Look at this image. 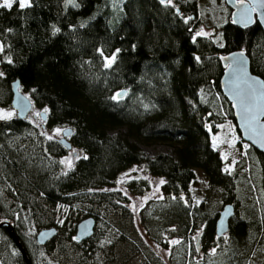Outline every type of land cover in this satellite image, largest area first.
Here are the masks:
<instances>
[{"label":"trees","instance_id":"16d2710c","mask_svg":"<svg viewBox=\"0 0 264 264\" xmlns=\"http://www.w3.org/2000/svg\"><path fill=\"white\" fill-rule=\"evenodd\" d=\"M30 5L0 7V106L10 105L11 84L18 80L34 109H47L46 125L71 128L72 147L82 152L64 173L61 161L67 149L61 144L24 146L34 130L28 117L0 120V183L11 201L7 209L0 200V221L13 225L32 264L48 261V243L38 245L33 235L45 224L40 216L44 203L54 208L94 193L120 204L122 193L108 189L132 165L163 179L164 192L177 196L189 191L199 170L209 189L227 196L225 205H233L239 176L225 172L212 144L224 120L235 124L232 106L220 90L219 56L245 50L251 71L264 79V32L257 22L241 29L226 21L223 45L217 46L195 35L196 21L185 17L195 15L196 8L187 0H182L180 14L159 0H30ZM113 55L114 62L106 67L105 58ZM122 90L126 95L118 99ZM117 128L127 134H109ZM133 141L169 143L174 155L147 158ZM251 148L264 164L263 155ZM138 187L142 192L144 187ZM190 214L189 229L204 224L197 240L211 246L217 239V218L203 210ZM81 215L78 221L90 216ZM263 228L260 220L237 226L230 222L229 233L243 239ZM0 237V263L25 264L5 228ZM93 240L82 244L91 247Z\"/></svg>","mask_w":264,"mask_h":264},{"label":"rangeland","instance_id":"374dc122","mask_svg":"<svg viewBox=\"0 0 264 264\" xmlns=\"http://www.w3.org/2000/svg\"><path fill=\"white\" fill-rule=\"evenodd\" d=\"M187 1L196 8L195 35L222 46L221 26L231 20V9L225 0ZM2 3L3 0H0V4ZM14 4L18 5L16 0H13ZM168 5L176 8L174 1L168 2ZM0 74H3L1 66ZM215 107L222 114L217 102ZM42 112L46 113L45 109L33 108L30 112L27 121L34 130L27 135L24 146L26 143L37 144L41 141L54 143L62 138V132L67 127L47 126L46 121L40 117ZM6 113H12L11 118L17 116L11 105L0 106V114ZM56 129L60 130L59 133ZM238 133L235 124L224 120L219 125L218 132L212 135L213 148L223 159L225 172L239 176L237 196L233 201L235 220L231 221L232 217L230 222L236 226L243 221L260 220L263 223L264 164L251 146L241 140ZM109 134L126 135L127 131L117 128ZM49 136L52 139H48ZM133 142L147 158L159 154L174 155V147L169 143ZM81 156L82 152L74 147L67 150L62 158L65 161L64 173L70 172ZM195 173V182L189 191L177 196L164 192V183H160L163 179L147 173L142 165H132L121 171L108 189L109 192L113 189L122 193L120 204L107 203L95 197L94 193L78 195L72 202L59 204L54 208L44 203L40 216L45 224L41 229L34 230L35 242L37 243V233L44 229L54 226L57 233L47 242L48 261L37 264H240L242 259L244 264H264V228L257 233L248 232L243 239L235 238L228 232L215 239L211 246L197 244V238L203 236L205 225L189 229L193 225L191 210H203L206 216L218 218L227 196L224 198L220 192L210 190L206 177L199 170ZM133 183L135 187L142 185L143 191L140 192L139 187H133ZM0 200L7 209L11 207L10 198L1 183ZM83 213L90 214L89 217L99 216L92 236L94 240L89 244L91 247L86 243H78L75 237L79 222L77 215L82 216ZM187 217L188 224H185ZM171 240H178L180 243L173 245L169 243ZM86 246L92 249L90 254L87 253ZM213 249L215 254H212Z\"/></svg>","mask_w":264,"mask_h":264},{"label":"water","instance_id":"95a60500","mask_svg":"<svg viewBox=\"0 0 264 264\" xmlns=\"http://www.w3.org/2000/svg\"><path fill=\"white\" fill-rule=\"evenodd\" d=\"M164 3L168 0H159ZM226 5L231 9V23L241 29L253 26L256 22L264 32V0H225ZM255 6L256 11L251 12V20L247 21L243 13ZM243 53V57L240 54ZM236 58L244 62V73L234 71L236 68ZM219 61L223 67V73L219 80L222 95L231 104L236 128L240 134L241 140L248 143L264 157V79L251 71V62L246 51L243 49L232 51L220 55ZM250 81H256V91L249 95L248 84ZM11 107L16 110L18 119H25L33 109V102L30 97L22 92L18 80L11 84ZM118 99L126 95V90L118 93ZM243 99L244 103L240 101ZM43 121L46 114L41 113ZM71 128H65L62 132V138L58 141L65 149L71 150L72 145L68 138L72 135ZM235 213V207L232 204L223 206L216 220V235L221 237L228 233L230 220ZM96 220L94 217H87L79 221L76 225L75 237L78 243L90 239L94 234ZM0 228H5L8 234L14 240L25 264H32L29 255L19 242L15 234L13 225L8 220L0 221ZM57 233L55 228L44 229L37 233L36 241L38 245H45Z\"/></svg>","mask_w":264,"mask_h":264},{"label":"snow or ice","instance_id":"6c2138e0","mask_svg":"<svg viewBox=\"0 0 264 264\" xmlns=\"http://www.w3.org/2000/svg\"><path fill=\"white\" fill-rule=\"evenodd\" d=\"M16 2L18 3L19 7L21 9H24L26 7H30V0H16ZM163 2V0H162ZM168 2L170 3L171 0H168ZM241 3H243V0H241ZM13 6V0H3V3L0 4V7H6V8H11ZM256 11V7L253 6L250 9H247L242 15L244 17V19L247 21L251 20V12ZM197 35H200V33H197ZM3 45H0V50H2ZM101 55H103V53H101ZM240 57H243V53L240 54ZM198 59V58H197ZM106 63L105 66L109 67L111 66V64L114 62L115 60V55H113L112 57H107L105 58ZM234 71L240 72V73H244V62L242 61V59L240 58H236V68L234 69ZM2 75V74H0ZM257 84L256 81H250L248 84L249 87V95H251V93L256 91L255 85ZM119 94H117L118 96ZM114 99L116 97H113ZM241 104L244 103L243 99L240 101ZM45 112H47V109H45ZM12 113H6V114H0V119H9L11 118ZM59 129H56V132L59 133ZM48 139H52L51 136L48 137ZM3 145H0V148H2ZM85 159H87V157H85ZM61 163H65V161H61ZM70 165V161L68 162ZM3 167V160L2 158H0V169H2ZM228 169H226L227 171ZM160 183H164V181H160ZM181 199H183V197H181ZM170 244H178L180 243V241L178 240H171L169 241ZM212 254H215V249L212 250Z\"/></svg>","mask_w":264,"mask_h":264},{"label":"flooded vegetation","instance_id":"af4514ba","mask_svg":"<svg viewBox=\"0 0 264 264\" xmlns=\"http://www.w3.org/2000/svg\"><path fill=\"white\" fill-rule=\"evenodd\" d=\"M171 1H174V3L176 4V8H175V10H176V12L178 13V14H180V13H182L183 11H181L180 10V6L182 5V0H171ZM163 4H165V5H167V6H170V5H168V1H166V2H164ZM171 7V6H170ZM185 12V11H184ZM189 17L191 18V21H194L195 20V17H194V14H189ZM235 214V213H234ZM234 216V215H233ZM229 230H230V225H229ZM229 232V231H228ZM224 236V235H223ZM223 236H221V237H223ZM199 238V237H198ZM217 238H220V237H218L217 236ZM199 240L200 239H198V242H197V244L199 243Z\"/></svg>","mask_w":264,"mask_h":264},{"label":"bare ground","instance_id":"6f19581e","mask_svg":"<svg viewBox=\"0 0 264 264\" xmlns=\"http://www.w3.org/2000/svg\"><path fill=\"white\" fill-rule=\"evenodd\" d=\"M70 138V137H69ZM69 138H68V140H69ZM72 145V144H71Z\"/></svg>","mask_w":264,"mask_h":264}]
</instances>
